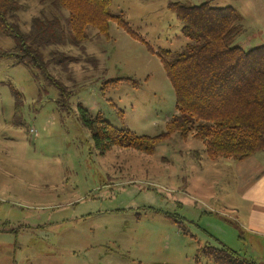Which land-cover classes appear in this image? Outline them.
Masks as SVG:
<instances>
[{
    "label": "rangeland",
    "instance_id": "obj_1",
    "mask_svg": "<svg viewBox=\"0 0 264 264\" xmlns=\"http://www.w3.org/2000/svg\"><path fill=\"white\" fill-rule=\"evenodd\" d=\"M206 1L235 7L257 31L236 44H264L262 0H111L141 39L112 21L108 36L90 28L80 44L66 10L19 1L9 21L13 14L47 72L0 58V264H213L208 246L247 256L236 205L256 164L211 160L200 141L178 133L152 154L114 146L102 155L78 108L137 135L161 134L177 106L157 53L186 42L170 3ZM53 18L64 43L47 44L41 33ZM17 43L0 32V54ZM114 79L121 81L108 86ZM262 154L254 162L264 163Z\"/></svg>",
    "mask_w": 264,
    "mask_h": 264
},
{
    "label": "trees",
    "instance_id": "obj_2",
    "mask_svg": "<svg viewBox=\"0 0 264 264\" xmlns=\"http://www.w3.org/2000/svg\"><path fill=\"white\" fill-rule=\"evenodd\" d=\"M19 1L0 0V32L12 33L18 42L1 53L0 58L13 57L47 72L39 50L24 40L13 14L12 22L9 21V14L20 8ZM51 1L67 11L65 22L76 44L89 39L90 28L108 36L112 21L132 37L141 39L121 14L112 13L111 0ZM170 8L181 22L186 42L180 50L166 49L157 55L174 88L177 113L161 134L137 135L125 126L112 125L101 113L91 115L80 104L81 121L90 131L97 150L104 155L116 146L152 154L160 142L178 133L183 139L192 137L200 141L211 160L242 161L264 152V44L248 49L236 44L244 27L242 15L233 6L217 7L208 1L197 5L172 2ZM56 19L48 23L49 30L41 31L47 44L65 42L59 40L53 28L60 26ZM34 21L44 28L40 19ZM120 81L110 80L108 86L116 87ZM205 252L213 264H256L224 246H208Z\"/></svg>",
    "mask_w": 264,
    "mask_h": 264
},
{
    "label": "crops",
    "instance_id": "obj_3",
    "mask_svg": "<svg viewBox=\"0 0 264 264\" xmlns=\"http://www.w3.org/2000/svg\"><path fill=\"white\" fill-rule=\"evenodd\" d=\"M259 3L264 17V0ZM242 17L245 19L244 16ZM257 20L259 21L258 17ZM252 21L254 23L253 18ZM242 23L244 30L238 37V39H242L238 41L240 43H251L250 37H254L257 34V31H252L253 26H251L250 23H247L246 19L244 21L242 20ZM263 42L264 38L258 41V43ZM249 48H251V46H249ZM255 156L256 154L245 160L236 161L239 162V164H245L248 162L249 166L256 164L252 169L245 172L247 173V177H245V184L241 191L242 196L236 205V209H240L237 211L238 217H241L243 220V224L239 222L240 225L247 229L246 237L243 233L242 237L239 236L240 242L244 246L247 244L248 247L246 248L245 246L247 255L245 257L254 261L256 264H264V163L261 161V164H257V161L254 162L255 158L259 162V159ZM260 159H264V155ZM256 168L258 169L256 170Z\"/></svg>",
    "mask_w": 264,
    "mask_h": 264
},
{
    "label": "built area",
    "instance_id": "obj_4",
    "mask_svg": "<svg viewBox=\"0 0 264 264\" xmlns=\"http://www.w3.org/2000/svg\"><path fill=\"white\" fill-rule=\"evenodd\" d=\"M31 131H32V132L35 134V132H34V130H33V129H32ZM35 135H36V134H35Z\"/></svg>",
    "mask_w": 264,
    "mask_h": 264
}]
</instances>
